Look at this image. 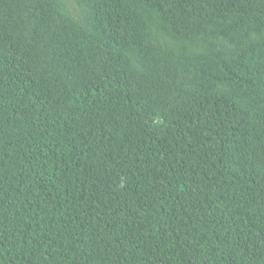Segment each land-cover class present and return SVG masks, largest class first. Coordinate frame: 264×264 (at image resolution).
<instances>
[{
  "label": "trees",
  "instance_id": "trees-1",
  "mask_svg": "<svg viewBox=\"0 0 264 264\" xmlns=\"http://www.w3.org/2000/svg\"><path fill=\"white\" fill-rule=\"evenodd\" d=\"M0 264H264V0H0Z\"/></svg>",
  "mask_w": 264,
  "mask_h": 264
}]
</instances>
